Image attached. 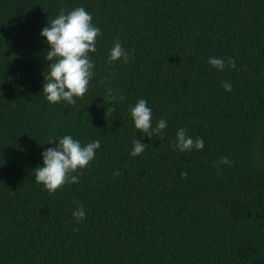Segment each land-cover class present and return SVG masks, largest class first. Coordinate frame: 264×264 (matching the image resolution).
<instances>
[{"label":"trees","instance_id":"trees-1","mask_svg":"<svg viewBox=\"0 0 264 264\" xmlns=\"http://www.w3.org/2000/svg\"><path fill=\"white\" fill-rule=\"evenodd\" d=\"M77 7L102 33L94 76L52 104L41 31ZM117 40L127 64L109 63ZM140 99L162 140L137 132ZM180 128L204 148L175 149ZM65 135L101 148L50 194L34 170ZM0 264H264V0H0Z\"/></svg>","mask_w":264,"mask_h":264},{"label":"clouds","instance_id":"clouds-1","mask_svg":"<svg viewBox=\"0 0 264 264\" xmlns=\"http://www.w3.org/2000/svg\"><path fill=\"white\" fill-rule=\"evenodd\" d=\"M101 34V30L93 24L92 15L83 7H77L67 14L61 9L51 22L48 21V26L42 29L41 36L45 37L47 44L50 45V50L44 57L48 65L43 73L42 92L49 103L57 104L66 101L70 105H75L77 99L83 98L88 92L94 76V63L89 54L96 52L97 39ZM108 60L109 63L123 60L127 64L130 54L117 40L110 50ZM208 63L221 71L226 66L236 68V62L231 58L225 62L223 59L210 57ZM224 88L227 92L232 91L230 83L226 82ZM107 94L110 101L117 100L111 87L107 89ZM119 99L123 100L124 97L120 96ZM108 113L109 109L106 116ZM130 113L137 132L143 133L149 139H152L154 135L163 139L167 121L160 119L153 128L152 109L145 99L138 100L131 107ZM55 140L59 141V145L45 150L42 153L43 166H38L34 170L35 182L42 184L50 194H55L65 185L79 183V178L74 173L87 168L94 160L97 150L101 148L99 141L82 146L71 135L50 139L48 144H52ZM132 143L133 157L142 155L149 147L138 139H134ZM174 148L181 152H190L193 149L199 151L204 148V142L199 137L194 140L187 135L186 129L180 128L177 131ZM219 163L230 164L231 161L223 157ZM187 175V172H181L182 178H186ZM73 217L77 223L86 219L83 206L73 211Z\"/></svg>","mask_w":264,"mask_h":264}]
</instances>
